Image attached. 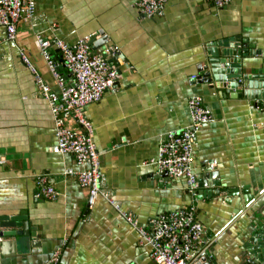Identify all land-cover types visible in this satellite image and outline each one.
I'll use <instances>...</instances> for the list:
<instances>
[{
	"label": "crops",
	"instance_id": "0c3cea01",
	"mask_svg": "<svg viewBox=\"0 0 264 264\" xmlns=\"http://www.w3.org/2000/svg\"><path fill=\"white\" fill-rule=\"evenodd\" d=\"M136 3L36 0L35 17L19 24L16 41H7L0 27V221L16 222L0 228V264H49L56 250L58 264H155L127 216L149 229L160 213L191 205L214 264H248L251 258L264 264V92L257 82L264 69V0H231L219 8L209 0H167L152 17ZM94 35L105 38L106 49L100 43L91 52L106 54L118 78L85 113L102 187L121 212L101 196L92 200L66 173L79 167L71 154L54 152L48 102L18 54L23 47L59 91L37 37L50 40L57 70L69 84L53 42L74 45ZM231 45L242 53L237 81L248 87L239 86L241 92L217 85L212 68L229 69L221 51ZM194 95L213 119L197 132L193 168L197 181L207 183L192 197L185 178H171L151 161L170 132L190 125ZM38 175L57 191L55 199L38 195ZM251 244L256 250L246 252Z\"/></svg>",
	"mask_w": 264,
	"mask_h": 264
},
{
	"label": "built area",
	"instance_id": "2783aa9c",
	"mask_svg": "<svg viewBox=\"0 0 264 264\" xmlns=\"http://www.w3.org/2000/svg\"><path fill=\"white\" fill-rule=\"evenodd\" d=\"M166 1L137 0L136 6L143 16L152 17L163 12ZM209 1L219 8L226 6L231 0ZM35 9L36 0H0V27L5 29L7 41L17 40V28L20 23H32ZM89 39H79L74 45H68L58 38L53 42L61 53L63 67L72 77V82L66 84L51 56L50 40L42 36L37 37L41 56L59 91H54L44 80L23 47L18 48V54L32 74L37 89L48 102L56 139L54 152L71 154L79 167L69 168L66 173L76 177L78 183L89 191L92 200L101 196L120 211L110 193L102 187L104 176L94 142L93 125L85 113L88 104L100 100L106 91L114 89L118 71L110 65L105 55L91 52L87 44ZM199 78L197 75L191 77L192 80ZM188 105L191 113L190 125L170 132L159 146L156 159L151 162L155 163L160 171H166L171 178H185L188 191L194 197L198 188L193 168L196 136L200 127L211 122L213 116L210 109L203 105L200 96H192ZM68 120L76 123L77 127H71ZM36 184L40 197L53 200L58 196L45 176L38 175ZM127 220L139 231L140 242L149 246L150 258L155 264H195L209 252L203 236L204 226L195 219L192 205L160 213L151 221L149 229L138 227L131 215L127 216ZM59 260L60 250H56L51 255L49 264H58Z\"/></svg>",
	"mask_w": 264,
	"mask_h": 264
},
{
	"label": "water",
	"instance_id": "95a60500",
	"mask_svg": "<svg viewBox=\"0 0 264 264\" xmlns=\"http://www.w3.org/2000/svg\"><path fill=\"white\" fill-rule=\"evenodd\" d=\"M104 40H105L104 37H100L98 39V38H96V35H94L88 40L87 44L89 46H91V49H95L96 46L101 43L102 48L104 50V49H106V48H104V45H103ZM114 49L115 48H109L108 52L111 53ZM221 54H223L225 57H227V60L224 62V68L229 67V69H223L221 67H217V68L215 67L214 68V66H212V68L215 69L216 77L218 78L217 85L222 86V87L228 86V88H238L237 89L238 92H241L239 89V86L246 88V86L248 87V83L246 82V80L237 81V79L240 78V74L242 72V70H241L242 58L240 56L242 53H241L240 49L231 45L230 48L222 50ZM246 54H250V53H246ZM235 55L238 57L237 59H234ZM244 56H246V55H244ZM110 61L111 60H109V62ZM212 71L214 72V70H212ZM259 72H260V75H258V78H257L258 81L257 82H259V81L262 82V83H259V85L262 87V90L264 92V69H260ZM203 75L206 76L205 74H203ZM207 76H209V75H207ZM244 79H246V77ZM262 95H264V93ZM197 182H198L199 187H202L203 185H205L207 183L206 181H204L202 179H198ZM215 184H217V182H215ZM209 185H212V183L209 182ZM219 192L220 191L216 190L215 194L218 195ZM13 220L15 221L14 218H13ZM9 224H12L15 226L16 222L7 223L4 221L3 222L0 221V228L1 227H9ZM1 232L2 231H0V235L2 234ZM22 233H23V231L17 232L18 235L22 234ZM13 234H15V233H13ZM250 243H252V240H250ZM254 250H256V248L255 247L253 248V244L249 245L246 248V252L248 251L249 253H252ZM209 255H210V253L206 252L205 256L202 257L201 260L197 261L195 264H214V261L212 259H209ZM251 262L249 260L248 264H255L257 261L251 258Z\"/></svg>",
	"mask_w": 264,
	"mask_h": 264
}]
</instances>
